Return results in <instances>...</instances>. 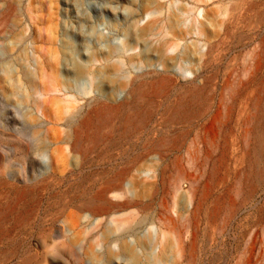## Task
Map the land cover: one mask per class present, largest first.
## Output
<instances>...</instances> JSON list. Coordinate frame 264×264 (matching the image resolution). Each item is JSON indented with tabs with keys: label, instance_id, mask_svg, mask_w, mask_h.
<instances>
[{
	"label": "rangeland",
	"instance_id": "1",
	"mask_svg": "<svg viewBox=\"0 0 264 264\" xmlns=\"http://www.w3.org/2000/svg\"><path fill=\"white\" fill-rule=\"evenodd\" d=\"M255 243L264 0H0V264H238Z\"/></svg>",
	"mask_w": 264,
	"mask_h": 264
},
{
	"label": "bare ground",
	"instance_id": "2",
	"mask_svg": "<svg viewBox=\"0 0 264 264\" xmlns=\"http://www.w3.org/2000/svg\"><path fill=\"white\" fill-rule=\"evenodd\" d=\"M77 146V144H75ZM116 194H122V188L118 189ZM103 205H106L105 203ZM88 209L91 210L92 214H94L95 211V205L93 203H90L86 206ZM105 206H103L99 211H105ZM92 214H88V217H92ZM238 264H264V246H261L260 250L258 249L257 252V244H250L249 247H247V251L245 252L243 258Z\"/></svg>",
	"mask_w": 264,
	"mask_h": 264
},
{
	"label": "crops",
	"instance_id": "3",
	"mask_svg": "<svg viewBox=\"0 0 264 264\" xmlns=\"http://www.w3.org/2000/svg\"><path fill=\"white\" fill-rule=\"evenodd\" d=\"M120 96V95H119Z\"/></svg>",
	"mask_w": 264,
	"mask_h": 264
}]
</instances>
